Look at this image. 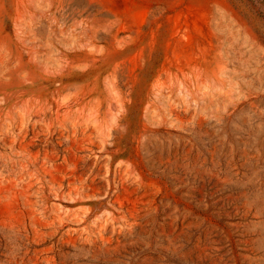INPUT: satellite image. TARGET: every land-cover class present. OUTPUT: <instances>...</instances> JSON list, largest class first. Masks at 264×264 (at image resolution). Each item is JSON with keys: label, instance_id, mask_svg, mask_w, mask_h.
<instances>
[{"label": "rangeland", "instance_id": "1", "mask_svg": "<svg viewBox=\"0 0 264 264\" xmlns=\"http://www.w3.org/2000/svg\"><path fill=\"white\" fill-rule=\"evenodd\" d=\"M0 264H264V0H0Z\"/></svg>", "mask_w": 264, "mask_h": 264}]
</instances>
